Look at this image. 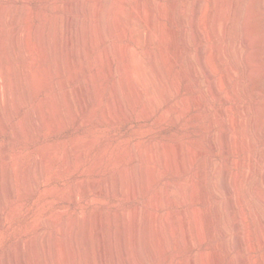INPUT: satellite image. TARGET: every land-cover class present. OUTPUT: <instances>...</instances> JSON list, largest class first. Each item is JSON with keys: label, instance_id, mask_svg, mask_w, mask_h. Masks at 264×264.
<instances>
[{"label": "rangeland", "instance_id": "rangeland-1", "mask_svg": "<svg viewBox=\"0 0 264 264\" xmlns=\"http://www.w3.org/2000/svg\"><path fill=\"white\" fill-rule=\"evenodd\" d=\"M75 1L76 0H0V20L3 18L0 22V25L1 23L4 25L0 26V39L3 40V38L1 37H4L6 35L4 39L7 41V47L9 46L10 52L11 49L12 52H15L14 40L12 39L13 36H10L14 34L12 33L14 32V25L11 20L13 16L12 14H16L18 15L17 18L19 17L17 19L18 22H20L18 23L19 27L23 28V35L20 42H24V45H27L26 47L29 48V51L31 49L30 53L28 50V53L23 52L25 54H21V52L16 50L17 57L14 55L15 62L13 60V62H10V64H7L9 62L8 58L4 57V55L1 54L0 51V54L2 55H0V63L2 64H0V79L2 81V84L9 81L11 83L13 93H16L14 88L16 86V83L14 82H17L22 78L21 83L23 86V103L21 102L23 105L19 104V106L16 103H13L14 107L12 105V108H10L11 106L6 107L5 105H1L0 103V109L1 107L3 108V110L6 109V112H3L5 113V116L3 115V113H1L2 109L0 110V172H2L0 173V176L4 179H2L1 185L6 184V186L0 185V194H15L13 198H9V196L6 195V198L4 199V203H6L4 204V211L0 215V264H36L34 262L32 263V259L29 260L30 258L34 257L35 250L31 247L30 244H32V242L35 240L41 247L40 248L38 246L39 249H37L39 250V252H41V254L39 253V255H41L39 259L43 260V264H74L72 262L74 259L73 256H70V254H68L64 245L68 237L65 233V227H67L71 222L76 223V225H82L83 227V233H81V231L79 233L80 242L89 241L88 250H91L87 253L88 259L83 256L80 263L88 264L92 261L91 258L93 256H96L99 251V233L102 232V234L104 233V235L106 236L111 232L114 235H121L120 223L122 221L120 219L118 220L117 218H119L122 213H131L137 207L140 215L139 224H144V221H146L145 216L146 214L148 215L150 209V199L152 195L154 196L158 194H160L161 200H158L159 207L156 206L152 208V211H154V215L156 214V216L160 218L164 217L163 219L165 221L162 219V222L164 223L162 224L161 222V225H163L165 231L169 235L166 241L167 249L164 250V252L161 253V256H159L157 259H153L152 256H149L150 253L147 250V246L144 241L145 234H143V232L145 231V228L143 229L144 225L141 224L142 228L140 227V239L142 242L141 244L143 250L145 251V254L144 251H142V259H144V264L145 262L146 264H184V262L186 263V260L191 257L192 259L197 260L196 264H264V238L263 241H260L261 228L263 229L262 234L264 237V204L262 202H259V199L255 195L257 194L255 191L257 186V188L264 194V144L262 145V142L258 134L256 133L255 128L253 127L256 113L255 108L253 107L255 101L254 97L255 99L258 98L257 100L260 99L259 101H262L260 103H263L264 105V70L261 73H254V75L249 78L248 71H246L247 62L246 60H244L245 53H241L246 52V49H244V32L243 27L241 28V24L243 22L244 12L247 4L248 2L250 3L251 0H237L238 2L236 3V8H233L231 4L232 0H223V9L221 7L220 9L219 6H221V4H218V2L221 3L222 0H204L203 11H205L206 13L203 12V16L204 20L208 23V32H202V36H200V34L198 33V24L196 20H191V16L195 7V0H119L121 4V10L123 12V14H121L122 12L120 11V16L124 19L127 18L129 14L132 15L135 13L138 15H143L144 8H146L147 12H150V14L152 12L153 15H151L150 17H152L151 21L154 20L153 24L155 22L154 26L156 29L157 37L153 41L151 46L159 54L164 64V70L166 72L164 73L166 74L165 76H167V85L170 90H174H172V92L175 94V100H177V102H179L180 104V110L178 112H175L169 110L168 103H165L163 104L160 113H158V115H154L151 118H146L141 113V109L147 101L146 98H148L146 96L151 97L152 95H154L153 84L149 80H147L148 77L146 78L147 64H145L146 66L144 65V63H147L145 62V60H148L149 46L145 44V38L139 35L142 30L144 31V29H146L147 24L145 21H142L139 18L138 20L136 18L129 22L127 34H125L124 36H120L118 32H113L110 26L108 27L109 10L107 9H109V7L111 6L110 4L114 3L117 0H79L82 2L84 1L85 6L99 1L102 3L104 14L101 18V24L102 26L104 24L103 28L105 29V35L103 38L104 40L102 42L98 41L100 42L99 44H97V42L92 45L89 36L84 35L81 38L83 40V45L80 55L76 44L74 46H68L67 44H65L67 43V35L64 31L62 35L56 37V39L55 36H53L54 39L52 41V44H54L53 48H55L53 54H55V52L58 50L57 52L60 59L58 58L57 53L53 57L52 54L49 55L50 57L48 56V58L41 56V49H39L38 45H36V34L38 26H40L42 23L41 19L43 15L49 14L48 16L52 17V15L56 16V14L59 13L60 16L59 14L58 16L64 20L69 14L73 13V4L76 3ZM56 5L57 10L54 9L56 8ZM66 5L67 7H65ZM174 5L176 6V8L174 10V15L171 17V11L173 10L172 6ZM58 6H60V8H58ZM256 8L255 10L257 12L255 11V16H253L251 22L255 26V30H257V27L260 30H258V34H264V4H256ZM237 11H239V14ZM188 13L189 18H186L185 14L187 15ZM216 13L218 16L216 15ZM175 14H177V16ZM1 15H3V17ZM218 17L219 19H217ZM182 18L184 20H182ZM213 20L215 21V23L213 22ZM221 20L222 23H224L226 20H229V32L227 33L228 35L220 31L218 27L221 23ZM11 24L13 25L12 27ZM158 26L161 27L158 28ZM2 27H4V29ZM171 30H173L174 34ZM231 33L233 34V36ZM162 36L163 38H165L161 41ZM186 36H190L191 39L189 37L184 38ZM226 36L229 37L230 40L227 39ZM137 37H140V39H138ZM230 37L232 38V41ZM50 39L52 40V37ZM201 39H203L204 46H206L207 44V73L205 70L201 69L198 64L196 66L197 62L195 61L197 48L201 43ZM10 40L13 42H10ZM55 40L58 41H56L55 43ZM62 40L64 42H62ZM55 44H58L57 48L59 49L56 48ZM128 45L130 46V48L133 47L130 49L131 55L134 52L136 53L132 55L137 71V74H135V78L141 83L144 90L146 89L145 91H148L146 92V96L140 100L138 106L135 105V107L133 106V101L128 96L129 93L126 90L124 91L122 80L123 70L120 49ZM115 48L117 52L114 51ZM48 49L50 50V48ZM62 50L64 51V53ZM73 50L75 54L73 53ZM209 50H213L212 53ZM258 50L259 52L261 50L262 52H264V43L255 47V51L258 52ZM65 52L68 53L66 54ZM106 52H108L111 59L112 76L109 80H102L101 78H99V76H97L98 71H96V69L98 70L102 62L105 64V66L106 64H108L109 58L107 56V58L105 57ZM166 53L167 55L165 58ZM209 53L214 57H211ZM216 53H219L220 55L218 54L216 56ZM189 55L191 58L189 57ZM18 56L19 59L22 58L20 62L21 64L16 62V59L17 61H20L18 59ZM21 56L25 57L27 60ZM32 56L34 57V59ZM162 56H164V58ZM62 57L64 58L62 59ZM69 57H71V59ZM228 58L231 59L229 60ZM135 60H139L140 64L137 65L138 62L136 63ZM56 61H59L58 64L60 63L61 68H57V70L54 71V69L56 68ZM16 63L17 65H20L19 68L22 70H19ZM52 63H54L55 68L52 67ZM61 63L63 64L62 66ZM70 63L74 64L73 67L77 65L78 66L70 68ZM192 63H195L193 66L197 67L198 80L202 82L200 86L195 87L194 79L192 78V76H190L191 74L189 75V73H187V71L191 69ZM50 64L52 66H49ZM216 65L217 67H215ZM228 65L230 66L229 68ZM48 66L51 68H48ZM63 66L64 68H62ZM10 67H15L19 71H17V69L15 68L11 70ZM143 67H145V69H143ZM230 68L233 71H230L231 73L228 78H224L226 77L224 75ZM213 69L215 70V72ZM44 70H46L47 72ZM58 70L59 72L62 71L63 74L57 72ZM26 74L28 75V77L26 76ZM233 75L234 77H232V79H229V77L231 78V76ZM32 76L33 78H35L37 86L36 88L38 89H36L38 91V94L36 91V97L34 96L35 91L32 95L29 81H27V78H31ZM88 77H91L92 81L94 82V88L92 89V93L90 94L86 88V90L84 91L85 96L88 97L86 98L85 96H83V93L78 94L76 89L80 84H83L87 87L88 83L86 81L89 79ZM221 77L223 78L222 80ZM15 78L17 81H15ZM5 79L7 81H5ZM60 79H65L64 81L67 83L66 86L63 88L59 86H57V88H53L51 85L56 84ZM53 81L56 82L52 84ZM47 82L49 86L47 85ZM116 82L118 85L120 84V97H123H121V108H123L117 110L115 114L114 111H111L109 109V104L111 103V88ZM218 84H222L223 86H219ZM162 89L164 90V87L159 86L158 91L160 94L163 92ZM209 89H211L213 92ZM64 91H69V93L71 94V97L74 101H72L73 106H69L70 108L66 106L64 111H62L63 113L57 112L54 115L55 109L53 110L54 105H52L53 103L50 101V99L55 95L60 94V101H58V104L56 103L57 106H60L62 102L65 103V96L63 98ZM252 92L255 93L254 97H252ZM124 93H126L127 95H125ZM24 95L27 96L25 97ZM84 97L88 99V102L90 100L87 108L82 104V99ZM26 101H28V103ZM15 106L17 107V110ZM38 106L39 109L37 108ZM28 112L32 115L34 113L36 114V116L38 115L36 117L34 114L35 119H39L38 125L40 128H38V132H35L31 129V127H29L28 130L29 132H31V134L28 133L27 130L26 133L19 134L17 132L18 130H15L14 127L17 128L24 121V116L26 117L27 115H29ZM124 113L126 114L124 115ZM60 114H62V116H60ZM113 114H115L116 117ZM39 116L43 117L40 118ZM62 119L65 121H62ZM40 120L42 122H40ZM16 122L18 124L19 122L21 123L18 125ZM4 124H7L6 127ZM49 125L52 127V129ZM32 132H35V135L32 134ZM255 136L257 137L255 138ZM11 139H13V141ZM240 140H243L244 143H250L249 152L244 147V143ZM237 141L241 143V145ZM70 149L75 152L74 157L71 160L72 162L65 163L67 152ZM150 152L151 154H149ZM261 157L262 160L260 159ZM38 158L39 161H41L42 169L32 172L30 177H32V180H35V177L37 176L35 175V173H41L38 179L39 183L35 182L36 186L35 184H33L35 186L33 187V189L35 188V192H33L32 194H36V196L29 198L26 197V194H29V192L27 191L28 188L26 189V181L22 176L27 167L31 163L35 162L34 160H37ZM180 162H182V166L180 165ZM241 162H243V164ZM10 167H12L13 169H11ZM8 175H10L12 181V189H9L7 185ZM217 178H221V180L223 181L222 185L221 183L217 184ZM132 184H134V186ZM219 185L223 187H219ZM132 193L136 194V196L132 197L128 195ZM182 193L188 194V198L186 196V198L181 199L183 200L182 203H180L181 200L177 201L178 203H176L175 199L177 195ZM73 194H76L74 198ZM226 194H238L237 198L239 199V201L236 206L237 208L225 209V204L227 203L226 201H228V196ZM240 194H242L243 196ZM168 195H170V198L168 197ZM254 195L256 199L254 198ZM244 196L245 198H242ZM219 203L223 204L222 209L220 210L221 214L218 216L219 218L217 217L216 220V216L214 214L215 212H213V209H215V204ZM147 208L148 211H146ZM182 210H188L186 212H188V216L190 218V230L192 232L191 237H193L192 243L193 245H195L191 249H186L182 245L176 244V238H178L177 234L179 233V230L177 229L179 226V220L178 217L175 216H178ZM197 210H200V215L198 214L199 212ZM144 211L146 212V214ZM201 212L203 214H201ZM100 213L102 215H100ZM213 214L215 216V221L213 220ZM222 214H224L225 217L221 218V216H223ZM195 217L197 218L195 219ZM101 218H103L102 221ZM104 220L107 224L104 223ZM176 223L178 224L176 225ZM126 225H130V220H127ZM239 225L240 228H238ZM212 226H216L213 227L215 232L212 231ZM217 228L219 231H217ZM62 230H64V232H62ZM113 230L116 231L113 232ZM202 230H204L205 232ZM252 231L254 232L252 233ZM46 232L49 233L47 236L48 240H46L51 243V246L53 245L51 248L52 256H54H50L51 258L49 257L48 262H45L46 253L43 250V245L40 241L41 238L39 239V237ZM93 237L94 241L92 240ZM220 241L222 244L220 243ZM229 244L231 246H229ZM209 249L210 251L211 249L213 251L209 253ZM224 249H226V251ZM30 250H33L32 253ZM94 250H96L95 253ZM176 252L178 254H176ZM54 253L58 254L59 256ZM212 253H215L214 256H212ZM66 254L70 256V261L68 262V257H66ZM197 258L200 259V261ZM207 258L209 259L207 260Z\"/></svg>", "mask_w": 264, "mask_h": 264}, {"label": "bare ground", "instance_id": "bare-ground-1", "mask_svg": "<svg viewBox=\"0 0 264 264\" xmlns=\"http://www.w3.org/2000/svg\"><path fill=\"white\" fill-rule=\"evenodd\" d=\"M104 1V0H103ZM122 1V0H121ZM153 1V0H152ZM188 1V0H187ZM217 1V0H216ZM220 1V0H219ZM239 1V0H238ZM237 0H232V6H233V8L235 7L236 8V3L238 2ZM76 3L75 4H73V7H74V10H73V13H71V14H69L64 20L63 19H61L59 16H60V14L59 13H57L56 14V16L55 15H52V17H50V16H48L47 14H45V15H43V17H42V19H41V21H42V23H41V25L40 26H38V29H37V36H36V41H37V44L36 45H38V47H39V49H41L40 51L42 52H40L42 55V57L44 56L45 58H48V56L49 55H51L52 54V57L57 53V55H58V50L55 52V54H53V52H54V50H55V48H53V45L54 44H52L53 42V36H55V39H56V37H58V36H60V35H62V33L65 31L66 32V35H67V40H66V42L67 43H65V44H67L68 46L69 45H77V48H78V51H79V53H80V55H81V52H82V42H83V40L81 39L84 35H88L89 36V38H90V42H91V44L92 45H94L95 43H97L98 41H103L104 39V32H105V29L103 28L104 27V24H103V26H102V24H101V18H102V16H103V14H104V12H103V6H102V3L99 1V2H96V3H93V4H90V5H88V6H85V4H84V1L82 2V1H75ZM87 2V1H86ZM124 2V1H123ZM191 2V1H190ZM195 3V7H194V10H193V14H192V18H191V20H196V22H197V24H198V33L200 34V36H202L201 35V33L202 32H205V31H207V22L204 20V16H203V12H205V11H203V5H204V0H195L194 1ZM90 3V2H89ZM108 3V2H107ZM143 3V2H142ZM214 3V2H213ZM217 3V2H216ZM226 3V2H225ZM264 4V0H251L250 1V3L248 2V4H247V7H246V9H245V12H244V18H243V22H242V26H241V28L243 27V32H244V44H245V48L244 49H246V52H241V53H245L244 55H245V59L244 60H246V62H247V70L246 71H248V76H249V78H251L252 77V75H254V73H261L263 70H264V68H263V65H264V52H262V50L259 52V50H258V52H256L255 51V47L256 46H258V45H260V44H262V43H264V34L262 33V34H258L259 33V29H258V27H257V30H255V26L252 24V22H251V20H252V18H253V16H255L254 15V13H255V8H256V4H258V5H261V4ZM110 4V3H109ZM144 4V3H143ZM142 4V5H143ZM207 4V3H206ZM218 4H221V6H219V8L221 7L222 8V4H224V2H223V0L221 1V3H219L218 2ZM105 5V4H104ZM111 6L109 7V9H107V10H109V15H108V17H109V25H108V27L110 26V28H111V30L113 31V32H118V34L120 35V36H124L125 34H127V30H128V24H129V22L130 21H132V20H134V19H141L142 21H145L146 22V24H147V26H146V29H144V31L142 30V32L139 34V32H138V34L140 35V36H142L143 38H145V44L147 45V46H149V49H148V60L146 61L145 60V62H147V63H144V65L145 64H147V66H146V68H147V70H146V78L148 77V79L147 80H149L152 84H153V88H154V95H152L151 97H149V96H146V92H148V91H145L144 90V88H143V86L141 85V83L139 82V81H137V79L135 78V74H137L136 72V68H135V62L133 61V58H132V55H134V54H136L135 52L133 53V50H132V55H131V53H130V49L131 48H133V47H131L130 48V46L128 45V46H126V47H122L121 49H120V54H121V60H122V70H123V85H124V91L126 90L128 93H129V98H131V100L133 101V106L135 107V105H137L138 106V103L140 102V100L142 99V98H144L145 96L146 97H148V98H146L147 99V101L145 102V104L143 105V107H142V109H141V113H142V115L144 116V117H146V118H151V117H153L154 115H158V113H160V111H161V108L163 107V104H165V103H168V105H169V107H168V109L169 110H172V111H175V112H178L179 110H180V104H179V102H177V100H175V94L172 92V90H170V88L168 87V85H167V81H166V77L167 76H165L166 74V72H165V70H164V64H163V62H162V60H161V58H160V56H159V54L154 50V48H152V43H153V41L156 39V37H157V34H156V29H155V26H154V24H155V22H154V24H153V21H151V18L152 17H150L151 15H153L152 14V12H151V14H150V12H147V10H146V8H144L143 10H144V13H143V15H138V14H132V15H130L129 14V16L127 17V18H123V17H121L120 16V11L122 12V10H121V4H120V1L119 0H117V1H115L114 3H112V4H110ZM141 5V6H142ZM162 5V4H161ZM160 5V6H161ZM176 5V4H175ZM172 6L173 7V10L171 11V17L174 15V10H175V8H176V6ZM179 5V4H178ZM177 5V6H178ZM187 5V4H186ZM239 5V4H238ZM237 5V6H238ZM49 6V5H48ZM52 6V5H51ZM55 6V5H54ZM53 6V7H54ZM69 6H71V5H69ZM109 6V5H108ZM167 6V5H166ZM180 6V5H179ZM189 6V5H188ZM214 6H216V5H214ZM246 6V5H245ZM5 7V6H4ZM50 7V6H49ZM48 7V8H49ZM65 7H67V5L65 6ZM124 7V6H123ZM135 7V6H134ZM171 7V8H172ZM182 7V6H181ZM9 8V7H8ZM51 8V7H50ZM58 8H60V6H58ZM137 8V7H136ZM157 8H159V7H157ZM207 8V7H206ZM218 8V7H217ZM220 8V9H221ZM224 8V7H223ZM222 8V9H223ZM239 8V7H238ZM55 10H57V5H56V8H54ZM70 9V8H69ZM165 9V8H164ZM257 9V8H256ZM3 10V9H2ZM7 10V9H6ZM10 10V9H9ZM8 10V11H9ZM130 10V9H129ZM133 10V9H132ZM139 10H141V9H139ZM161 10H162V8H161ZM167 10H168V8H167ZM179 10V9H178ZM190 10V9H189ZM205 10V9H204ZM235 10V9H234ZM170 11V10H169ZM186 11V10H185ZM185 11H184V13H185ZM214 11V10H213ZM10 12V11H9ZM140 12V11H139ZM161 12V11H160ZM238 12V14H239V11H237ZM257 12V11H256ZM2 13H4V12H2ZM15 13V12H14ZM47 13V12H46ZM184 13H183V15H184ZM206 13V12H205ZM7 14V13H6ZM12 14V13H11ZM40 14V13H39ZM58 14H59V16H58ZM121 14H123V12L121 13ZM163 14V13H162ZM13 16H12V18H11V20H12V23H13V25H14V27H13V30H14V32H12V33H14L13 35H9L10 37H12L13 36V40H14V51L15 52H12V49H11V52H10V50H9V46L7 47V41L4 39V37L6 36H4V37H1V38H3V40H1L0 41V51H1V54H3L4 55V57H7L8 58V63L7 64H10V62H13V60H14V62H15V57H14V55L16 56L17 55V51L16 50H18L19 52H21V54L23 53V52H27V50L29 49V48H27L25 45H24V42L22 43V41L20 42V40H21V38H22V35H23V28H20L19 27V24L18 23H20V22H18V18H17V16L18 15H16V14H12ZM176 16H177V14H175ZM180 15V14H179ZM187 15H188V17H187ZM185 14V17L186 18H189V13L188 14ZM216 15H217V13H216ZM228 15V14H227ZM2 17H3V15H1ZM11 16V15H10ZM63 16V15H62ZM105 16V15H104ZM181 16V15H180ZM211 16H212V14H211ZM218 16V15H217ZM239 16V15H238ZM9 17V16H8ZM40 17V18H41ZM107 17V18H108ZM154 17V16H153ZM175 17V16H174ZM206 17H207V15H206ZM222 17V16H221ZM176 18V17H175ZM230 18V17H229ZM234 18V17H233ZM3 19V18H2ZM1 19V20H2ZM104 19H105V17H104ZM138 19V20H139ZM154 19V18H153ZM177 19V18H176ZM213 19V18H212ZM217 19H219V17L217 18ZM1 20H0V22H1ZM10 20V21H11ZM20 20V19H19ZM172 20V19H171ZM182 20H184L183 18H182ZM188 20V19H187ZM234 20V19H233ZM175 21V20H174ZM177 21V20H176ZM225 21V20H224ZM213 22L215 23V21L213 20ZM221 23H220V25H219V23H218V27H219V29H220V31H222L223 33H225V34H227L228 32H229V20H226L224 23H222V20L220 21ZM231 22V21H230ZM137 23V22H136ZM167 23V22H166ZM211 23V22H210ZM216 23H217V21H216ZM8 24V23H7ZM3 24L1 23V25L0 26H2ZM12 24H11V27L13 26ZM107 25V24H106ZM157 25V24H156ZM192 25V24H191ZM217 25V24H216ZM4 26V25H3ZM26 26H27V24H26ZM63 26H64V30H63ZM210 26V25H209ZM232 26V25H231ZM145 27V26H144ZM161 27V26H160ZM159 26H158V28H160ZM171 27V26H170ZM214 27V26H213ZM3 29H4V27H2ZM28 28V27H27ZM137 28H138V26H137ZM174 28V27H173ZM172 28V29H173ZM186 28V27H185ZM193 28V27H192ZM9 29V28H8ZM12 29V28H11ZM217 29V28H216ZM140 30V29H139ZM163 30V29H162ZM259 30V31H258ZM8 31V30H7ZM166 31V30H165ZM172 31V33H173V30H171ZM177 31H178V29H177ZM188 31V30H187ZM213 31V30H212ZM256 31H258V32H256ZM132 32V31H131ZM176 32V31H175ZM191 32V31H190ZM189 32V33H190ZM208 32V31H207ZM2 33V32H1ZM109 33H112V32H109ZM186 33V32H185ZM206 33V32H205ZM108 34V33H107ZM137 34V35H138ZM168 34V33H167ZM166 34V35H167ZM174 34V33H173ZM198 34V35H199ZM232 34V33H231ZM2 35V34H1ZM8 35V34H7ZM26 35H27V31H26ZM170 35V34H169ZM194 35V34H193ZM205 35H207V34H205ZM228 35V34H227ZM127 36V35H126ZM185 36V35H184ZM229 36H231V35H229ZM232 36H233V34H232ZM24 37V36H23ZM52 37V40L50 39ZM64 37V36H63ZM85 37H87V36H85ZM134 37V36H133ZM161 37V36H160ZM169 37V36H168ZM167 37V38H168ZM178 37H179V35H178ZM187 37H189L190 38V36H186V37H184V38H187ZM192 37H194V36H192ZM210 37H212V36H210ZM227 37V36H226ZM138 39H140V37H137ZM162 38H163V36H162ZM161 38V41L162 40H164V38L162 39ZM182 38V37H181ZM198 38V37H197ZM231 38V37H230ZM243 38H242V40H243ZM178 39V38H177ZM191 39V38H190ZM210 39V38H209ZM227 39H229V37H227ZM6 41V43H5V41ZM23 40V39H22ZM26 40V39H25ZM59 40H60V37H59ZM86 40H89V39H86ZM180 40V39H179ZM230 40V39H229ZM56 41H58V40H55V43H56ZM166 41V40H165ZM169 41V40H168ZM174 41V40H173ZM190 41V40H189ZM231 41H232V38H231ZM10 42H13V41H11L10 40ZM28 42V41H27ZM62 42H64L63 40H62ZM86 42V41H85ZM84 42V43H85ZM89 42V41H88ZM192 42V41H191ZM227 42V41H226ZM100 42H98L97 44H99ZM139 43V42H138ZM178 43V42H177ZM232 43V42H231ZM142 44H143V42H142ZM186 44V43H185ZM216 44V43H215ZM215 44H213V45H215ZM63 45V44H62ZM87 45H89V44H87ZM117 45V44H116ZM208 45H211V44H208ZM217 45V44H216ZM224 45V44H223ZM233 45V44H232ZM12 46V47H13ZM30 46V45H29ZM55 46H56V48H57V46H58V44H55ZM59 46H61V45H59ZM65 46V45H64ZM68 46H67V48H68ZM84 46H85V44H84ZM95 46H97V45H95ZM119 46V45H118ZM188 46V45H187ZM234 46V45H233ZM63 47V46H62ZM62 47H61V49H62ZM94 47V46H93ZM215 47V46H214ZM220 47V46H219ZM237 47V46H236ZM32 48H34V47H32ZM48 48H50V50L48 49ZM84 48V47H83ZM106 48V47H105ZM108 48V47H107ZM230 48V47H229ZM234 48V47H233ZM37 49V48H36ZM57 49H59V48H57ZM66 49V48H65ZM95 49V48H94ZM104 49V48H103ZM209 49V48H208ZM76 50V49H75ZM85 50V49H84ZM114 50V49H113ZM119 50V49H118ZM171 50V49H170ZM29 51V50H28ZM63 51V50H62ZM62 51H61V53H62ZM70 51H72V50H70ZM108 51V50H107ZM114 51H116L117 52V50H116V48H115V50ZM147 51V50H146ZM183 51V50H182ZM210 51V50H209ZM213 51V50H212ZM212 51H210L211 53H212ZM31 52V49H30V51H29V53ZM34 52V51H33ZM52 52V53H51ZM68 52H69V50H68ZM67 52V53H68ZM85 52V51H84ZM102 52V51H101ZM103 52H105V51H103ZM115 52V53H116ZM167 52V51H166ZM175 52V51H174ZM225 52V51H224ZM224 52H222V53H224ZM25 53H23V54H25ZM28 53V52H27ZM63 53H64V51H63ZM66 53V52H65ZM66 53V54H67ZM73 53H74V50H73ZM86 53V52H85ZM84 53V54H85ZM145 53V52H144ZM162 53V52H161ZM221 53V52H220ZM0 54V55H1ZM75 54V53H74ZM87 54H88V52H87ZM86 54V55H87ZM106 55H105V57L107 56L108 58H109V61H108V59H107V61H108V64H106V66H105V64L102 62L101 64H100V66H99V68H98V70L96 69V71H98V75L97 76H99V78H101L102 80H109L110 78H111V76H112V70H111V59H110V56H109V54H108V52H106L105 53ZM118 54V53H117ZM163 54V53H162ZM210 54V53H209ZM219 54V53H218ZM217 53H216V56L218 55ZM232 54V53H231ZM33 55V54H32ZM79 55V54H78ZM79 55V56H80ZM85 55V56H86ZM164 55V54H163ZM166 55H167V53L165 54V58H166ZM220 55V54H219ZM223 55V54H222ZM228 55V54H227ZM226 55V56H227ZM2 56V55H1ZM25 56V55H24ZM64 56V55H63ZM67 56H70V55H67ZM74 56V55H73ZM84 56V57H85ZM88 56V55H87ZM112 56V55H111ZM169 56V55H168ZM178 56H179V54H178ZM192 56V55H191ZM195 56V55H194ZM194 56H193V58H194ZM210 56H211V54H210ZM17 57V56H16ZM21 57H23V56H21ZM26 57V56H25ZM25 57H23V58H25ZM28 57H30V56H28ZM33 57V56H32ZM50 57V56H49ZM51 57V58H52ZM56 57V56H55ZM54 57V58H55ZM102 57V56H101ZM100 57V58H101ZM106 57V58H107ZM140 57V56H139ZM163 58H164V56H162ZM189 57H190V55H189ZM211 57H214V56H211ZM211 57H210V59H211ZM224 57V56H223ZM57 58V57H56ZM58 58L60 59V57H59V55H58ZM64 57H62V59H63ZM70 59H71V57H69ZM76 58V57H75ZM77 58H81V57H77ZM87 58V57H86ZM103 58H104V56H103ZM135 58H138V57H135ZM134 58V59H135ZM191 58V57H190ZM216 58V57H215ZM222 58V57H221ZM3 59H6V58H3ZM18 59H19V56H18ZM22 59V58H21ZM21 59H19L20 61H17V59H16V62H18L19 64H21L20 62H21ZM26 59V58H25ZM33 59H34V57H33ZM102 59V58H101ZM120 59V58H119ZM168 59V58H167ZM187 59V58H186ZM196 60V66H197V64L199 65V67L201 68V69H203V70H205L206 71V73H207V44H206V46H204V44H203V39H201V43H200V45L198 46V48H197V53H196V58H195ZM209 59V60H210ZM214 59V58H213ZM229 59V58H228ZM231 59V58H230ZM229 59V60H230ZM27 60V59H26ZM68 60V59H67ZM73 60V59H72ZM77 60V59H76ZM75 60V61H76ZM89 60H90V58H89ZM104 60V59H103ZM114 60V59H113ZM141 60V59H140ZM144 60V59H143ZM164 60V59H163ZM243 60V61H244ZM7 61V60H6ZM34 61V60H33ZM60 61V60H59ZM58 61V62H59ZM101 61V60H100ZM99 61V62H100ZM136 61V60H135ZM193 61V60H192ZM216 61V60H215ZM3 62V61H2ZM22 62H24V61H22ZM54 62H55V60H54ZM58 62L56 61V68L54 67V63H52L53 64V66L50 64L49 66H52V67H54L55 69H54V71L55 70H57V68H61L60 67V63L58 64ZM68 62V61H67ZM80 62V61H79ZM138 62V63H137ZM188 62V61H187ZM191 62V61H190ZM209 62V61H208ZM230 62V61H229ZM6 63V62H5ZM136 63H137V65H139L140 63H139V60L138 61H136ZM194 63V64H195ZM213 63V62H212ZM220 63V62H219ZM1 64V63H0ZM23 64V63H22ZM69 64V63H68ZM74 64H75V62H74ZM73 63H70V68H74V67H77V66H74L73 67V65H74ZM81 64H83V63H81ZM165 64H166V62H165ZM193 63H192V67H191V69H190V67H189V71H187V73H189V75L190 76H192V78L194 79V85H195V87L196 86H200L201 85V83L202 82H200L199 80H198V71H197V67L196 66H193L194 65ZM223 64V63H222ZM230 64V63H229ZM2 65V64H1ZM6 65V64H5ZM16 65H17V63H16ZM16 65H15V67H16ZM63 64L61 63V66H62ZM119 65H121V64H119ZM143 65V66H144ZM189 65H191V64H189ZM19 66L20 65H17V67L19 68ZM23 66V65H22ZM25 66V65H24ZM48 66V68H51V67H49ZM69 66V65H68ZM88 66V65H87ZM90 66V65H89ZM172 66V65H171ZM222 66V65H221ZM9 67V66H8ZM14 67V68H15ZM140 67V66H139ZM215 67H217V65L215 66ZM230 66L228 65V68H229ZM11 68V70H13L14 68H12V67H10ZM22 68V67H21ZM48 68H47V71H48ZM62 68H64V66L62 67ZM118 68V67H117ZM116 68V69H117ZM236 68V67H235ZM234 68V69H235ZM15 69H17V68H15ZM44 69H46V68H44ZM67 69V68H66ZM143 69H145V67H143ZM19 70H22V69H20L19 68ZM18 69H17V71H19ZM65 70V69H64ZM77 70V69H76ZM172 70V69H171ZM214 70V69H213ZM14 71H16V70H14ZM44 71H46V70H44ZM46 71V72H47ZM50 71H52V70H50ZM53 71V72H54ZM138 71H139V69H138ZM199 71H200V69H199ZM209 71V70H208ZM212 71V70H211ZM230 71H233V70H231V68L228 70V72L224 75V76H226V77H224V78H228V76L230 75ZM4 72V71H3ZM23 72V71H22ZM57 72H59V70L57 71ZM165 72V73H164ZM214 72H215V70H214ZM217 72V71H216ZM226 72V71H225ZM33 73V72H32ZM37 73V72H36ZM60 74L62 73V71H60L59 72ZM78 73V72H77ZM95 73V72H94ZM201 73H202V71H201ZM201 73H200V75H201ZM233 73V72H232ZM247 73V72H246ZM3 74V73H2ZM9 74V73H8ZM22 74V73H21ZM39 74V73H38ZM42 74H44V73H42ZM52 74V73H51ZM59 74V75H60ZM63 74V73H62ZM65 75V74H64ZM207 75V74H206ZM221 75V74H220ZM247 75V74H246ZM6 76V75H5ZM26 76L28 77V75L26 74ZM34 76V75H33ZM33 76L31 77V78H27L26 80L27 81H29V86H30V90L32 91V95H33V93H34V91H35V93H34V96L35 95H37L38 94V89L36 88L37 86H36V81H35V78H33ZM52 76V75H51ZM70 76V75H69ZM77 76H78V74H77ZM177 76V75H176ZM209 76V75H208ZM19 77H20V75H19ZM22 77V76H21ZM30 77V76H29ZM41 77H42V75H41ZM222 77H223V75H222ZM221 77V80L223 79ZM232 77H234V75L233 76H231V78L229 77V79H232ZM246 77V76H245ZM26 78V77H25ZM75 78V77H74ZM89 78V77H88ZM209 78H211V77H209ZM19 79V78H18ZM36 79H37V77H36ZM43 79V78H42ZM49 79V78H48ZM51 79H52V77H51ZM120 79V80H121ZM248 79V78H247ZM65 80V79H64ZM63 79L61 80H56V81H58L56 84H53V83H55L54 81L52 82V84L53 85H51L53 88H57V86H59V87H61V88H63V87H65L66 86V82L64 81ZM96 80V79H95ZM101 80V81H102ZM145 80V79H144ZM227 80V79H226ZM249 80V79H248ZM5 81H7L6 79H5ZM15 81H17L16 80V78H15ZM43 81V80H42ZM49 81V80H48ZM67 81V80H66ZM201 81H203V80H201ZM207 81V80H206ZM247 81V80H246ZM22 78H21V80H18L17 82H14V83H16V86L14 87L15 88V92L16 93H13V91H12V86H11V83L9 82V81H7L6 83H4V84H2V81H1V79H0V103H1V105H5L6 107H9V106H11L10 108H12V105H13V103L15 104H17V105H19V104H21V105H23L22 103V96H23V91H22V88H23V86H22ZM88 84H87V87L85 86V85H83V84H80L79 85V87L76 89L77 90V92H78V94L80 93V94H84L85 92V90H86V88H87V90L89 91V94L90 93H92V89L94 88V82L92 81V79H91V77L86 81ZM104 82V81H103ZM146 82V81H145ZM219 82V81H218ZM221 82V81H220ZM251 82V81H250ZM257 82V81H256ZM40 83V82H39ZM102 83V82H101ZM119 83V82H118ZM147 83V82H146ZM145 83V84H146ZM178 83H179V81H178ZM247 83V82H246ZM148 84V83H147ZM222 84H223V82H222ZM222 84H218L219 86H221ZM264 84V83H263ZM262 84V85H263ZM47 85H48V82H47ZM120 85V84H119ZM118 84H117V82L116 83H114L113 84V87L111 88L112 89V94H111V103L109 104L110 106H109V109L111 110V111H114V113L115 112H117V110H119V109H122L121 108V106H122V101H121V97H120V86H119ZM213 85V84H212ZM260 85H261V83H260ZM22 86V87H21ZM49 86V85H48ZM50 86V87H51ZM122 86V85H121ZM159 86H163L164 87V90L162 89V93L160 94L159 93V91H158V88H159ZM179 86V85H178ZM187 86V85H186ZM223 86V85H222ZM44 87V86H43ZM149 87V86H148ZM191 87V86H190ZM247 87V86H246ZM212 88V87H211ZM216 88H217V86H216ZM250 88V87H249ZM253 88V87H252ZM258 88V87H257ZM37 89V90H36ZM123 89V88H122ZM149 89V88H148ZM178 89V88H177ZM191 89V88H190ZM192 89H193V85H192ZM209 90H211V89H209ZM215 90V89H214ZM217 90V89H216ZM233 90V89H232ZM249 90H252V89H249ZM259 90V89H258ZM263 90V89H262ZM36 91H37V94H36ZM71 91V90H70ZM174 91V90H173ZM203 91V90H202ZM212 91V90H211ZM219 91V90H218ZM161 92V91H160ZM213 92V91H212ZM261 92V91H260ZM206 93H207V91H206ZM217 93V92H216ZM221 93V92H220ZM232 93V92H231ZM230 93V94H231ZM253 93V92H252ZM63 98H64V96H65V103L64 102H62V104H60V106H57V104H58V101H60V94L59 95H55L53 98H51L50 99V101L53 103L52 105H54L53 106V110L55 111V113H54V115L57 113V112H59V113H63L62 111H64V109L66 108V106H73V104H72V101H73V99H72V97H71V94L69 93V91H64L63 92ZM77 94V95H78ZM88 94V95H89ZM125 95H127L126 93H124ZM213 94V93H212ZM251 94V93H250ZM254 94L255 93H253V96L252 97H254ZM257 94H259V93H257ZM62 95V94H61ZM92 95V94H91ZM200 95V94H199ZM252 95V94H251ZM25 96V95H24ZM27 96V95H26ZM25 96V97H26ZM83 96H85V94L83 95ZM93 96V95H92ZM216 96V95H215ZM36 97V96H35ZM62 97V96H61ZM86 97V96H85ZM83 98L82 99V104H83V106H86V108H87V105L90 103V100H89V102H88V99H86V98H88V97H86V98ZM198 97V96H197ZM200 97V96H199ZM49 98V97H48ZM123 98V97H122ZM128 98V99H129ZM183 98H185V97H183ZM203 98V97H202ZM230 98V97H229ZM259 98H260V96H259ZM258 99V98H257ZM257 99H255V97H254V108H255V111H256V113H255V118H254V128H255V131H256V133L258 134V136H259V138H260V140H261V142H262V145L264 144V105H263V103L261 104L260 102H262V101H259V100H257ZM262 99V98H261ZM130 100V99H129ZM180 100V99H179ZM227 100V99H226ZM62 101V100H61ZM125 101V100H124ZM145 101V100H144ZM264 101V100H263ZM22 102V103H21ZM27 103H28V101H26ZM74 102V101H73ZM42 103H43V101H42ZM57 103V104H56ZM191 103V102H190ZM124 104V103H123ZM185 104H186V102H185ZM16 105V106H17ZM188 105V104H187ZM199 105V104H198ZM15 106V107H16ZM20 106V105H19ZM18 106V107H19ZM39 106H41V105H39ZM39 106L37 107L38 109H39ZM5 107V108H6ZM13 107H14V105H13ZM75 107V106H74ZM77 107V106H76ZM248 107V106H247ZM10 108H9V110H10ZM70 108V107H69ZM185 108V107H184ZM251 108V107H250ZM2 109V110H1ZM1 113H3L4 111L6 112V109L5 110H3V108L1 107ZM76 109V108H75ZM83 109V108H82ZM188 109V108H187ZM189 109H190V107H189ZM16 110H17V107H16ZM27 110V109H26ZM91 110H93V109H91ZM126 110V109H125ZM245 110V109H244ZM249 110V109H248ZM29 111V110H28ZM34 111V110H33ZM111 111H109V112H111ZM123 111H124V109H123ZM251 111V110H250ZM31 112V111H30ZM94 112V111H93ZM249 112V111H248ZM9 113H10V111H9ZM32 113V112H31ZM91 113V112H90ZM108 113V112H107ZM128 113H130V112H128ZM245 113V112H244ZM5 113H3V115H4ZM28 114L29 115H27L26 117L24 116V121L21 123V122H19V126L16 128V127H14L15 128V130H18L17 132L19 133V134H21V133H26V130L28 131V133H30L31 134V132H29V130H28V128L29 127H31V129L32 130H34L35 132H38V128H40L39 127V125H38V120L39 119H35V116H36V114H35V116H34V114L32 115V114H30L29 112H28ZM43 114V113H42ZM116 114V113H115ZM115 114H113L114 116H115ZM120 114V113H119ZM126 113H124V115H125ZM165 114V113H164ZM246 115V114H245ZM5 116V115H4ZM3 116V117H4ZM7 116V115H6ZM32 116V117H31ZM34 116V117H33ZM38 116V115H37ZM36 116V117H37ZM60 116H62V114H60ZM64 116V115H63ZM66 116V115H65ZM74 116H75V114H74ZM118 116V115H117ZM127 116V115H126ZM166 116V115H165ZM178 116V115H177ZM181 116V115H180ZM12 117V116H11ZM40 117V116H39ZM41 117H43V116H41ZM40 117V118H41ZM116 117V116H115ZM161 117V116H160ZM162 117H163V115H162ZM5 118V117H4ZM46 118V117H45ZM114 118V117H113ZM249 118V117H248ZM251 118V117H250ZM55 119V118H54ZM63 119H65V118H63ZM62 119V121H65V120H63ZM161 119V118H160ZM176 119H178V118H176ZM3 120V119H2ZM5 120V119H4ZM44 120V119H43ZM158 120V119H157ZM7 121H8V119H7ZM67 121V120H66ZM245 121H246V119H245ZM40 122H42L41 120H40ZM240 122V121H239ZM241 122H243V121H241ZM3 123V122H2ZM7 123V122H6ZM50 123V122H49ZM67 123V122H66ZM248 123V122H247ZM250 123H251V121H250ZM16 124V125H17ZM47 124V123H46ZM62 124V123H61ZM60 124V125H61ZM243 124V123H242ZM5 125V127H6V125L7 124H4ZM59 125V126H60ZM63 125V124H62ZM252 125V124H251ZM50 126V125H49ZM65 126H68V125H65ZM244 127H245V125H244ZM251 127V126H250ZM50 128L52 129V127L50 126ZM251 129V128H250ZM32 130H30V131H32ZM244 130H246V129H244ZM13 132V131H12ZM15 132V131H14ZM35 132L33 133L32 132V134H34L35 135ZM16 133V132H15ZM245 133H247V132H245ZM42 134V133H41ZM15 135V134H14ZM17 135V134H16ZM26 135V134H25ZM28 135V134H27ZM34 135H33V137H34ZM246 135V134H245ZM29 137V136H28ZM32 137V136H31ZM257 136H255V138H256ZM15 138V137H14ZM19 138H20V136H19ZM36 138V137H35ZM240 138H241V136H240ZM253 138V137H252ZM235 139V138H234ZM244 139V138H243ZM12 141H13V139H11ZM33 140V139H32ZM37 140V139H36ZM28 141H29V139H28ZM241 141V140H240ZM253 141V140H252ZM251 141V142H252ZM238 142V141H237ZM241 142H243V140L241 141ZM260 142V143H261ZM156 143V142H155ZM158 143V142H157ZM172 143V142H171ZM239 143V142H238ZM244 143V142H243ZM247 143H249V142H247ZM247 143H244V147L248 150V152H249V150H250V143L249 144H247ZM183 144V143H182ZM240 145H241V143H239ZM253 144V143H252ZM251 144V145H252ZM243 145V144H242ZM153 146V145H152ZM159 146V145H158ZM264 146V145H263ZM8 147V146H7ZM7 147H6V149H7ZM73 147V146H72ZM135 147V146H134ZM242 147V146H241ZM253 147V146H252ZM5 148V147H4ZM162 148H164V147H162ZM183 148V147H182ZM181 148V149H182ZM151 149V148H150ZM148 150V149H147ZM156 150V149H155ZM185 150V149H184ZM244 150V149H243ZM263 150V149H262ZM191 151V150H190ZM40 153V152H39ZM169 153V152H168ZM188 153V152H187ZM207 153V152H206ZM74 154H75V152L74 151H72L71 149L70 150H68V152H67V156H66V162L65 163H69V162H72L71 160L73 159V157H74ZM85 154V153H84ZM146 154H147V152H146ZM149 154H151V152L149 153ZM177 154V153H176ZM66 155V154H65ZM157 155V154H156ZM170 155V154H169ZM246 155V154H245ZM263 155V154H262ZM261 155V156H262ZM147 156V155H146ZM149 156V155H148ZM151 156V155H150ZM152 156H153V154H152ZM248 156H251V155H248ZM5 157V156H4ZM175 157V156H174ZM177 157H178V155H177ZM257 157V156H256ZM260 157V156H259ZM10 158V157H9ZM153 158V157H152ZM246 158V157H245ZM43 159H44V157H43ZM149 159V158H148ZM261 160H262V157L260 158ZM259 159V160H260ZM263 159H264V156H263ZM145 160H146V158H145ZM205 160H206V158H205ZM35 162H33V163H31L28 167H27V169H26V171L24 172V174H23V179L26 181V189H27V191L29 192V194H26V197H34V196H36V194H32L33 192H35V188L33 189V187H35L36 186V184H35V182H38L39 180V176H40V174H36L35 173V175H37L36 177H35V180H32L31 178L32 177H30L31 176V173L32 172H34V171H38L39 169H42V164H41V161H39V158L37 159V160H34ZM244 162H245V160H244ZM248 162V161H247ZM242 164H243V162H241ZM182 164V162H180V165ZM185 164V163H184ZM203 164V163H202ZM176 165V164H175ZM207 165V164H206ZM218 165V164H217ZM216 165V166H217ZM240 165V164H239ZM152 166V165H151ZM151 166H150V168H151ZM182 166V165H181ZM187 166V165H186ZM205 166V165H204ZM237 166V165H236ZM5 167V166H4ZM3 167V168H4ZM41 167V168H40ZM148 167V166H147ZM173 167H175V166H173ZM1 168V167H0ZM7 168V167H6ZM11 169H13L12 167H10ZM178 168V167H177ZM184 168V167H183ZM187 168V167H186ZM216 168V167H215ZM5 169V168H4ZM8 169H9V166H8ZM68 169V168H67ZM130 169V168H129ZM153 169V168H152ZM180 169V168H179ZM207 169V168H206ZM176 170V169H175ZM205 170V169H204ZM9 171V170H8ZM148 171V170H147ZM186 171V170H185ZM198 171V170H197ZM207 171V170H206ZM11 172H12V170H11ZM245 172V171H244ZM248 172V171H247ZM0 173H2V172H0ZM204 173H205V171H204ZM238 173V172H237ZM244 174V173H243ZM235 175V174H234ZM248 175V174H247ZM216 176H217V174H216ZM246 176V175H245ZM34 177V176H33ZM206 177V176H205ZM237 177V176H236ZM264 177V176H263ZM0 178H1V176H0ZM243 178H244V176H243ZM2 179L3 178H1L0 179V185L2 184ZM203 179V178H202ZM218 179V178H217ZM234 179V178H233ZM241 179V178H240ZM262 179V178H261ZM4 180V179H3ZM199 180V179H198ZM232 180V179H231ZM185 181H186V179H185ZM196 181V180H195ZM200 181V180H199ZM223 181L221 180V178H219L218 179V181H217V184H219V183H221V185L223 184L222 183ZM4 183V182H3ZM39 183V182H38ZM181 183H182V181H181ZM206 183V182H205ZM235 183V182H234ZM33 184H35V186L33 185ZM238 184V183H237ZM3 185H5L6 186V184H3ZM3 185H1V186H3ZM7 185H8V188L9 189H12V181H11V178H10V175H8V177H7ZM133 186H134V184H132ZM184 185V184H183ZM192 185V184H191ZM221 185H219V187L221 186ZM235 186H236V184H235ZM183 187V186H182ZM185 187V186H184ZM188 187V186H187ZM196 187V186H195ZM221 187H223V186H221ZM258 187V186H257ZM256 187V189H255V191H256V193L257 194H255L256 196H257V198L259 199V202H262L263 204H264V194H263V192L262 191H260L258 188ZM134 188V187H133ZM189 188V187H188ZM194 188V187H193ZM201 188V187H200ZM235 188V187H234ZM255 188V187H254ZM186 189V188H185ZM202 189V188H201ZM225 189V188H224ZM37 190V189H36ZM187 190V189H186ZM189 190V189H188ZM132 191V190H131ZM255 191H254V193H255ZM11 192H12V190H11ZM186 193V192H185ZM7 195V194H6ZM6 195L5 194H0V215L3 213V211H4V204H6V203H4V199L6 198ZM78 195V194H77ZM128 195H130V196H132V197H135L136 196V194H128ZM172 195V194H171ZM188 194H179V195H177V197H176V199H175V202L176 203H178L177 201H180L182 198H186V196H187ZM221 195V194H220ZM227 196H228V201H226L227 203V205L225 204V209H235V208H237L236 206H237V204H238V201H239V199L237 198V195L238 194H226ZM240 195H242V194H240ZM255 195H254V198H255ZM7 196H9V198H13L14 196H15V194H8ZM76 196V194H73V198ZM170 195H168V197H169ZM176 196V195H175ZM194 196V195H193ZM202 196V195H201ZM243 196V195H242ZM151 197V196H150ZM166 197V196H165ZM167 197V198H168ZM207 197V196H206ZM240 197V196H239ZM127 198V197H126ZM170 198V197H169ZM187 198H188V196H187ZM221 198V197H220ZM242 198H245V196L244 197H242ZM241 198V199H242ZM129 199V198H128ZM256 199V198H255ZM151 202H149V207H150V209H149V212H148V215L146 214V212H145V214H146V221H144V224L143 223H140L139 224V222H140V219H139V217H140V215H139V212H138V207L137 208H135L131 213H122L120 216H119V218H117L118 220L120 219L121 221V229H120V232H121V235H114V234H112V232L109 234V235H104V233L102 234V232L101 233H99V241H98V249H99V251H98V253H97V255L96 256H93L92 258H91V262H89L88 264H144V259H142V251H144L143 250V247H142V242H141V239H140V231H141V224H143L144 225V227H143V229L145 228V233L143 232V234H145V244H146V246H147V250L149 251V256H152L153 257V259H157L159 256H161V253L162 252H164V250H166L167 249V239H168V237H169V235L167 234V232L165 231V228L163 227V225H161V222L164 220L163 218H160V217H158V216H156V214L154 215V211H152V208H154V207H156V206H158V200H160V194H158V195H152V197H151ZM170 200H174V199H170ZM207 200V199H206ZM5 201H7V200H5ZM161 201V200H160ZM182 201L183 200H181L180 201V203H182ZM185 201V200H184ZM258 201V200H257ZM174 202V201H173ZM171 203V202H170ZM207 203V202H206ZM243 203V202H242ZM242 203H240V204H242ZM8 204V203H7ZM148 204V203H147ZM175 204V203H174ZM223 204V203H222ZM222 204L221 203H219V204H215V209H213L214 211L213 212H215L214 214H215V216H216V220H217V217L221 214L220 213V210L222 209ZM160 205V204H159ZM162 205V204H161ZM211 205H213V204H211ZM224 206V205H223ZM159 207V206H158ZM162 207V206H161ZM142 208V207H141ZM187 208V207H186ZM201 208V207H200ZM140 209V208H139ZM188 209V208H187ZM207 209V208H206ZM202 210V209H201ZM130 211V210H129ZM146 211H148V208H147V210ZM186 211H188V210H185V211H181L180 213H179V215L178 216H175V217H178V220H179V226H178V230H179V233L177 234L178 235V238H176V244H179V245H182L184 248H186V249H191V248H193V246H195V245H193V243H192V238L193 237H191V230H190V218H189V214H188V212H186ZM198 212L200 211V210H197ZM222 211H224V210H222ZM236 211V210H235ZM241 211V210H240ZM243 211V210H242ZM142 212V211H141ZM191 212V211H190ZM192 212H193V210H192ZM206 212H207V210H206ZM226 212H227V210H226ZM233 212H234V210H233ZM121 213V212H120ZM165 213V212H164ZM172 213H173V211H172ZM210 213V212H209ZM256 213V212H255ZM254 213V214H255ZM108 214V213H107ZM141 214V213H140ZM161 214V213H160ZM168 214V213H167ZM169 214H170V212H169ZM195 214V213H194ZM199 215H200V212L198 213ZM201 214H203L202 212H201ZM205 214V213H204ZM207 214V213H206ZM214 214H213V216H214ZM257 214V213H256ZM255 214V215H256ZM100 215H102L101 213H100ZM109 215V214H108ZM162 215V214H161ZM165 215V214H164ZM223 216H221V218L222 217H225L224 216V214H222ZM252 215H253V213H252ZM254 215V216H255ZM92 216V215H91ZM98 216V215H97ZM171 216V215H170ZM197 216V215H196ZM212 216V217H213ZM215 216H214V218H213V220L215 219ZM238 216H240V215H238ZM250 216V215H249ZM258 216V215H257ZM90 217V216H89ZM105 217V216H104ZM208 217V216H207ZM227 217H229V216H227ZM246 217V216H245ZM251 217H253V216H251ZM250 217V218H251ZM85 218V217H84ZM98 218V217H97ZM193 218V217H192ZM197 217H195V219H196ZM219 218V217H218ZM238 218V217H237ZM247 218H249V217H247ZM92 219V218H91ZM107 219V218H106ZM161 219V220H160ZM163 219V220H162ZM200 219V218H199ZM211 219V218H210ZM246 219V218H245ZM256 219V218H255ZM72 220V219H71ZM82 220V219H81ZM99 220V219H98ZM103 220V218H101V221ZM127 220H130V225H126V222H127ZM201 220V219H200ZM207 220V219H206ZM263 220V219H262ZM108 221H109V219H108ZM111 221H112V219H111ZM117 221V220H116ZM165 221V220H164ZM168 221V220H167ZM215 221V220H214ZM223 221V220H222ZM232 221V220H231ZM261 221V220H260ZM71 222V221H70ZM118 222V221H117ZM192 222V221H191ZM98 223H99V221H98ZM104 223L105 224H107L106 222H105V220H104ZM164 222H162V224H163ZM173 223V222H172ZM200 223V222H199ZM216 223V222H215ZM222 223H225V222H222ZM238 223V222H237ZM252 223V222H251ZM262 223V222H261ZM68 224V223H67ZM66 224V225H67ZM88 224V223H87ZM178 223H176V225H177ZM212 224V223H211ZM217 224V223H216ZM257 224H258V222H257ZM92 225V224H91ZM103 225V224H102ZM160 225H161V227H160ZM168 225V224H167ZM192 225V224H191ZM229 225V224H228ZM238 225V224H237ZM261 225V224H260ZM263 225H264V223H263ZM174 226V225H173ZM217 226V225H216ZM216 226H212V231L213 232H215L214 231V229H213V227H216ZM101 227V226H100ZM109 227V226H108ZM141 227V228H140ZM167 227V226H166ZM259 227V226H258ZM66 229H65V233L67 234V239H66V242H65V248H66V250H67V252H68V254H70V256L72 255L73 256V263L74 264H80L81 263V260H82V258H83V256L86 258V259H88V257H87V253H88V251H90V250H88V242L87 241H84V242H80V237H79V233H80V231H81V233H83L82 232V225H76V223H74V222H71V223H69L68 224V226L67 227H65ZM90 228V227H89ZM120 228V227H119ZM173 228H175V227H173ZM238 228H240V225H239V227ZM253 228V227H252ZM255 228V227H254ZM114 229V228H113ZM219 229H220V227H219ZM259 229V228H258ZM257 229V230H258ZM119 230V229H118ZM215 230H216V228H215ZM222 230V229H221ZM224 230H225V228H224ZM247 230V229H246ZM250 230V229H249ZM116 231V230H115ZM114 230H113V232H115ZM201 231V230H200ZM202 231H204V230H202ZM217 231H219L218 230V228H217ZM62 232H64V230H62ZM120 232H118V233H120ZM173 232H174V230H173ZM172 232V233H173ZM194 232V231H193ZM205 232V231H204ZM223 232H225V231H223ZM227 232H228V230H227ZM240 232H241V230H240ZM250 232V231H249ZM254 231H252V233H253ZM260 241H263V234H262V232H263V229L261 228V230H260ZM85 233V232H84ZM105 233H106V231H105ZM117 233V232H116ZM200 233V232H199ZM218 233V232H217ZM244 233V232H243ZM48 232H46V233H44V234H42L40 237H39V239L41 238V244L43 245V250L45 251V253H46V258H45V262H48V260H49V257L50 256H52V246H51V243L50 242H48L47 240H48ZM202 234V233H201ZM215 234V233H214ZM240 234V233H239ZM248 234V233H247ZM175 235V234H174ZM204 235V234H203ZM213 235V234H212ZM233 235V234H232ZM241 235V234H240ZM205 236V235H204ZM64 237V236H63ZM216 237V236H215ZM243 237V236H242ZM240 238V237H239ZM246 238V237H245ZM32 239V238H31ZM36 239V238H35ZM47 239V240H46ZM46 240V241H45ZM93 241H94V237H93V239H92ZM196 240V239H195ZM194 240V241H195ZM240 240V239H239ZM38 242H39V240H38ZM259 242V241H258ZM144 243V242H143ZM175 243V242H174ZM220 243H221V241H220ZM224 243V242H223ZM261 243V242H260ZM62 244V243H61ZM168 244H170V243H168ZM218 244V243H217ZM222 244V243H221ZM226 244V243H225ZM253 244V243H252ZM251 244V245H252ZM259 244V243H258ZM31 245V247L32 248H34V257L33 258H30L29 260H31L32 261V263L34 262V263H36V264H43L42 263V261L43 260H40L39 258H40V256L41 255H39V253L41 254V252H39V247H40V245L39 244H37V241L35 240V241H33L32 242V244H30ZM144 245V244H143ZM236 245V244H235ZM39 246V247H38ZM176 246V245H175ZM178 246V245H177ZM210 246V245H209ZM217 246V245H216ZM215 246V247H216ZM222 246V245H221ZM229 246H231L230 244H229ZM260 246V245H259ZM28 247H29V245H28ZM54 247H56V246H54ZM62 247V246H61ZM224 247V246H223ZM227 247V246H226ZM237 247H238V244H237ZM261 247V246H260ZM31 248V249H32ZM38 248V249H37ZM41 248V247H40ZM228 248V247H227ZM63 249V248H62ZM96 249V248H95ZM146 249V248H145ZM229 249V248H228ZM252 249V248H251ZM254 249V248H253ZM61 250V249H60ZM169 250V249H168ZM207 250V249H206ZM205 250V251H206ZM215 250V249H214ZM225 251H226V249H224ZM31 251V250H30ZM33 251V250H32ZM32 251H31V253H32ZM205 251H204V254H205ZM211 251H213L212 249H211ZM210 251V249H209V253L211 252ZM230 251V250H229ZM65 252V251H64ZM96 252V250H94V253ZM218 252V251H217ZM216 252V253H217ZM58 253H59V251H58ZM203 253V252H202ZM206 253H208V252H206ZM219 253H220V251H219ZM218 253V254H219ZM54 254H56V253H54ZM144 254H145V251H144ZM176 254H178L177 252H176ZM199 254V253H198ZM213 254V253H212ZM215 254V253H214ZM214 254L212 255V256H214ZM224 254V253H223ZM56 255H58V254H56ZM67 255V254H66ZM171 255V254H170ZM217 255V254H216ZM227 255V254H226ZM28 256V255H27ZM26 256V257H27ZM59 256V255H58ZM70 256H66V257H68L67 258V262L68 261H70ZM202 256V255H201ZM218 256V255H217ZM240 256V255H239ZM32 257V256H31ZM52 257H54V256H52ZM56 257V256H55ZM61 257V256H60ZM63 257V256H62ZM145 257V256H144ZM196 257H198V256H196ZM210 257V256H209ZM224 257V256H223ZM223 257H221V258H223ZM41 258H43V257H41ZM51 258V257H50ZM65 258V257H64ZM147 258V257H146ZM145 258V259H146ZM194 258V257H193ZM201 258V257H200ZM203 258V257H202ZM60 259V258H59ZM198 259V258H197ZM209 258H207V260H208ZM243 259V258H242ZM17 260V259H16ZM54 260V259H53ZM148 260V259H147ZM150 260V259H149ZM152 260V259H151ZM184 260V259H183ZM199 261H200V259H198ZM212 260V259H211ZM210 260V261H211ZM241 260V259H240ZM59 261V260H58ZM65 261V260H64ZM85 261H87V260H85ZM179 261V260H178ZM182 261V260H181ZM28 262V261H27ZM54 262V261H53ZM153 262V261H152ZM196 262H197V260H195V259H192V257L191 258H189L188 260H186V263L184 262V264H196ZM204 262V261H203ZM205 262H209V261H205ZM217 262V261H216ZM65 263V262H64ZM219 263V262H218ZM20 264V263H19ZM47 264V263H46ZM53 264V263H52ZM69 264V263H68ZM71 264V263H70ZM145 264H146V262H145ZM178 264V263H177ZM201 264V263H200ZM210 264H212V263H210Z\"/></svg>", "mask_w": 264, "mask_h": 264}]
</instances>
